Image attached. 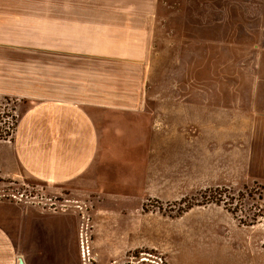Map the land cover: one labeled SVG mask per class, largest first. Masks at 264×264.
<instances>
[{
  "label": "crops",
  "instance_id": "1",
  "mask_svg": "<svg viewBox=\"0 0 264 264\" xmlns=\"http://www.w3.org/2000/svg\"><path fill=\"white\" fill-rule=\"evenodd\" d=\"M159 6V0H0V94L22 99L13 136L0 139V187L38 186L94 203L97 250L103 241L99 218L108 231V257L98 252L99 264H125L130 250L154 251L170 264H183L168 241L144 239L153 229L144 224L188 218L206 227L212 261L236 260L226 253L224 239L237 232L248 236V248L238 257L256 264L255 250L264 254L258 224L240 225L215 205L195 206L177 217L144 210L147 200L163 194L171 199L178 183L177 160L161 167L152 159L161 146L153 141L145 146L149 116L168 100L187 101L108 95L113 72L108 60L144 55L141 45L133 52L130 45L143 41L146 21L158 20ZM125 77L130 79L124 84L131 85L132 73ZM104 201L108 207L101 206ZM58 213L0 199V264H19L20 258L25 264H65L63 239L52 238L55 232L43 219ZM120 216L126 219L117 220ZM259 260L264 264V256Z\"/></svg>",
  "mask_w": 264,
  "mask_h": 264
},
{
  "label": "rangeland",
  "instance_id": "2",
  "mask_svg": "<svg viewBox=\"0 0 264 264\" xmlns=\"http://www.w3.org/2000/svg\"><path fill=\"white\" fill-rule=\"evenodd\" d=\"M159 4L158 20H147L143 41L130 45L132 52L141 45L138 51L144 55L128 57L132 60L125 62L108 60L113 68L108 73V95L125 92L187 101L174 104L168 100L160 106L165 109L149 116L146 130L150 138L145 146L151 141L161 146V152L152 157L161 161V167L177 160L178 183L171 199H164L163 194L147 200L144 210L177 217L195 206L215 205L240 225H253L245 223L254 219L264 232V0H159ZM129 72L133 83L127 86ZM21 100L0 94L3 139L13 136ZM212 196L229 202L236 216L222 203L210 201ZM72 198L64 193L48 194L38 186L0 187V199L60 212L43 219L55 232L52 238L63 239L65 264H85L81 256L84 233L90 238L94 264H99L98 252L102 258L108 257L105 220L97 217L103 239L97 250L91 213L95 204ZM191 204L195 205L181 212ZM101 206L108 207V201ZM125 219L120 216L117 220ZM191 219L179 224H150L145 219L144 226L153 225V229L144 239L168 241L172 255L183 264H217L206 254V227ZM246 238L237 232L225 238L226 253L235 254L236 260L223 262L220 257L219 264H252L238 257L248 248ZM255 251V263L260 264L264 254ZM149 253L166 259L154 251L130 250L125 264L148 262L141 259Z\"/></svg>",
  "mask_w": 264,
  "mask_h": 264
},
{
  "label": "built area",
  "instance_id": "3",
  "mask_svg": "<svg viewBox=\"0 0 264 264\" xmlns=\"http://www.w3.org/2000/svg\"><path fill=\"white\" fill-rule=\"evenodd\" d=\"M90 238L89 235L84 233L81 240V256L83 257L85 264H94V256L92 254V248L90 246ZM147 260L153 264H169L166 259L160 256H154L153 254L148 255V257H144L141 260Z\"/></svg>",
  "mask_w": 264,
  "mask_h": 264
},
{
  "label": "trees",
  "instance_id": "4",
  "mask_svg": "<svg viewBox=\"0 0 264 264\" xmlns=\"http://www.w3.org/2000/svg\"><path fill=\"white\" fill-rule=\"evenodd\" d=\"M7 134H9V133H7ZM3 138H6V136L1 135L0 136V139H3ZM210 201L215 202V203H218V204L222 203L229 211H231L232 213H234V215L236 216V211L231 209V206H230V203L229 202L223 200L220 197H214V196H212V199ZM194 205L193 204L189 205L187 208L181 210V212H183V211H185V210L193 207ZM254 221H255L254 219H251V221L249 223H245L243 220H241V222L242 223H245V224H254L255 223Z\"/></svg>",
  "mask_w": 264,
  "mask_h": 264
},
{
  "label": "water",
  "instance_id": "5",
  "mask_svg": "<svg viewBox=\"0 0 264 264\" xmlns=\"http://www.w3.org/2000/svg\"><path fill=\"white\" fill-rule=\"evenodd\" d=\"M19 264H25L23 258H20V259H19Z\"/></svg>",
  "mask_w": 264,
  "mask_h": 264
}]
</instances>
